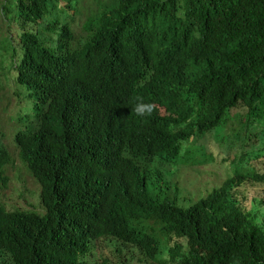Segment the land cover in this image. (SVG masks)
Here are the masks:
<instances>
[{"label":"trees","instance_id":"1","mask_svg":"<svg viewBox=\"0 0 264 264\" xmlns=\"http://www.w3.org/2000/svg\"><path fill=\"white\" fill-rule=\"evenodd\" d=\"M92 1L87 39L76 45L67 15L53 13L79 0H17L18 39L5 37L13 59L22 55L7 63L15 75L6 81L23 97L19 127L29 125L12 143L40 183L43 212L28 190L29 208L0 209V264H88L103 241L138 251L123 264H264V200L248 212L240 191L264 188V150L247 146L252 129L264 144V0ZM141 97L163 115L137 116ZM232 114L237 127L225 131ZM1 130L5 185L12 153ZM215 132L237 151L227 161L212 154L231 178L188 209L147 185L150 163L176 161Z\"/></svg>","mask_w":264,"mask_h":264},{"label":"rangeland","instance_id":"2","mask_svg":"<svg viewBox=\"0 0 264 264\" xmlns=\"http://www.w3.org/2000/svg\"><path fill=\"white\" fill-rule=\"evenodd\" d=\"M7 1V2H6ZM8 5L9 14H6L3 10L4 4ZM63 6L66 3H62ZM17 0H0V128L1 133L5 134L8 139H5V143L11 150L12 162L9 163L5 168V175L10 179V182L2 185L0 184V208H4L7 211L19 210L22 207H30V204H26L25 199L21 194L28 190L33 196L37 195L35 198L31 199L29 203H33L37 207L38 213L43 212V206H39L38 195L41 191L40 183L32 176L28 171L26 165L20 158L19 149L12 143V138L14 134L25 130L29 123L28 119H24L22 126L18 120L17 113H20L22 106L23 97L15 92V85L13 81L7 83L6 79L13 77L15 72L10 69L11 66H7L8 62L19 63V56L22 52L16 53L17 58L14 60V49L12 48L9 38H17L18 32L15 28L14 22L12 20L19 21ZM97 9V3L92 0H79V5L77 9L71 11L66 10V12L53 13L55 18L61 19L63 23H69L74 34H75V44L85 42L87 39V32L84 29V23L87 18ZM39 28V26L32 25L31 29ZM18 41L14 44L17 45ZM6 59L4 64L2 63V57ZM16 84V83H15ZM22 90L28 91L26 87L19 85ZM14 90V92L12 91ZM29 92V91H28ZM23 116H29V111H25ZM238 116L232 114V118L228 124L225 131H233L237 127ZM261 131L258 129H252L248 134L249 141L247 146L254 145L255 149L262 151L264 150V144L260 138ZM16 136V135H15ZM219 136L215 133L207 135L206 138L200 139L193 143L189 147L188 156L184 157L182 163H191L195 156L200 159L208 154L209 157H214L213 162L205 163L199 166H157L153 169V176L151 186L155 189V193L162 197H168L170 200L175 201L179 208L188 209L190 205L196 203L201 197L210 190L211 187L218 183H224L228 179V173L231 169H225L226 173H223L221 159L212 155L216 153L221 157H225V161L230 158H234L237 155V151L234 147L228 148L230 142L226 143V139L218 138ZM222 142V143H221ZM201 152H200V151ZM204 153L203 154V152ZM225 161L223 165L225 164ZM202 163V162H201ZM262 169L264 172V159L262 160ZM219 168V172L215 170ZM162 172L163 177L159 178V172ZM211 171L210 173H207ZM246 173V172H243ZM231 178V177H229ZM18 179L20 182H18ZM19 189V190H18ZM242 197L244 199L243 207L246 211L251 212L252 206L255 201L264 200V188L251 190L246 186L240 188ZM23 206H19V205ZM185 244V243H183ZM119 247L120 251L117 252L116 249ZM138 254V251L132 247L122 248L120 243L103 241L100 246L92 251L87 257L88 264H102L103 260H107V264H123L125 260L129 257H134ZM130 264H136L135 261H131ZM139 264H149L146 262Z\"/></svg>","mask_w":264,"mask_h":264},{"label":"clouds","instance_id":"3","mask_svg":"<svg viewBox=\"0 0 264 264\" xmlns=\"http://www.w3.org/2000/svg\"><path fill=\"white\" fill-rule=\"evenodd\" d=\"M151 75H152V73L149 71L148 72V74L140 81V83H139V86L140 87H143L147 82H149L150 81V79H151ZM138 103L136 104V107L134 108V111H135V113H136V115L137 116H140V117H145V116H151L152 115V113H153V111L155 110V108L157 109V110H159L160 111V113L162 114L163 113V111H164V109H162L159 105H157L156 103H154V102H151V103H145L144 101H143V98L141 97V98H138ZM163 115V114H162ZM217 134V133H216ZM191 144L192 143H189V144H186L185 146H184V151H183V154H184V157L185 156H188V151H189V147L191 146ZM184 158H183V155H182V157L180 158V155H179V157H178V159L176 160V161H171V160H168L167 158H165L164 159V161H163V163H162V166H165V165H173V166H194L193 165V163H182V160H183ZM158 161V160H157ZM157 161H155V163L154 164H151L150 162V165H151V168H152V171H153V169L155 168V167H157L158 166V164H157ZM162 173V172H161ZM150 181H152V179L150 180ZM150 181H148L147 182V185H149V183L151 184V182ZM198 202V201H197ZM196 202V203H197ZM195 203H193L192 205H194ZM192 205H190V206H192ZM0 209H4V208H0ZM5 211H7L6 209H4ZM7 212H11V211H7ZM118 243H120V246L122 247V248H129V247H132L133 248V246H126V245H123L121 242H118ZM99 246H100V244H99ZM97 248H95V249H92L91 250V252L92 251H94V250H96ZM117 250L118 251H120V249H119V247H117Z\"/></svg>","mask_w":264,"mask_h":264}]
</instances>
